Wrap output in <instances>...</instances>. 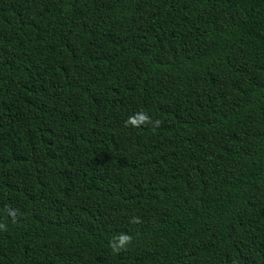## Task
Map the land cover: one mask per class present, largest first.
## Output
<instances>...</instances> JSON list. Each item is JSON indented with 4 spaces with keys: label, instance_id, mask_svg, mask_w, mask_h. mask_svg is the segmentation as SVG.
Segmentation results:
<instances>
[{
    "label": "trees",
    "instance_id": "16d2710c",
    "mask_svg": "<svg viewBox=\"0 0 264 264\" xmlns=\"http://www.w3.org/2000/svg\"><path fill=\"white\" fill-rule=\"evenodd\" d=\"M0 264H264V0H0Z\"/></svg>",
    "mask_w": 264,
    "mask_h": 264
},
{
    "label": "clouds",
    "instance_id": "9594fccd",
    "mask_svg": "<svg viewBox=\"0 0 264 264\" xmlns=\"http://www.w3.org/2000/svg\"><path fill=\"white\" fill-rule=\"evenodd\" d=\"M149 122V117L147 114L138 113L136 117L130 119V123L133 126H138L141 123ZM132 223H138L139 217H134L131 220ZM114 240L116 242L110 241V247L112 248L114 253H119L120 251L124 250L132 241V236L128 234H120L118 237H115Z\"/></svg>",
    "mask_w": 264,
    "mask_h": 264
}]
</instances>
